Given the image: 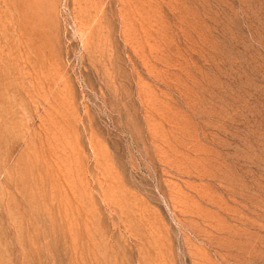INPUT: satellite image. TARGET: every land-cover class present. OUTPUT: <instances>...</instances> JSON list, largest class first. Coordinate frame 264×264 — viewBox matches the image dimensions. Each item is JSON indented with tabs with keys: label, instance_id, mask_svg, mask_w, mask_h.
Masks as SVG:
<instances>
[{
	"label": "rangeland",
	"instance_id": "374dc122",
	"mask_svg": "<svg viewBox=\"0 0 264 264\" xmlns=\"http://www.w3.org/2000/svg\"><path fill=\"white\" fill-rule=\"evenodd\" d=\"M0 264H264V0H0Z\"/></svg>",
	"mask_w": 264,
	"mask_h": 264
}]
</instances>
